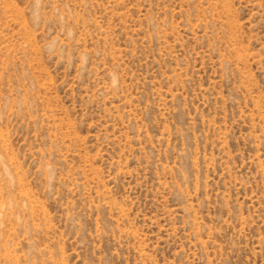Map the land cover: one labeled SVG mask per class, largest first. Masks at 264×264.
<instances>
[{"label": "rangeland", "instance_id": "374dc122", "mask_svg": "<svg viewBox=\"0 0 264 264\" xmlns=\"http://www.w3.org/2000/svg\"><path fill=\"white\" fill-rule=\"evenodd\" d=\"M0 264H264V0H0Z\"/></svg>", "mask_w": 264, "mask_h": 264}]
</instances>
